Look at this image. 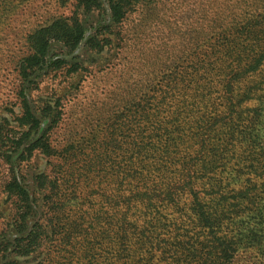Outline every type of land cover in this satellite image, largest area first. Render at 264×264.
Returning <instances> with one entry per match:
<instances>
[{
  "label": "trees",
  "instance_id": "trees-1",
  "mask_svg": "<svg viewBox=\"0 0 264 264\" xmlns=\"http://www.w3.org/2000/svg\"><path fill=\"white\" fill-rule=\"evenodd\" d=\"M203 1L188 48L107 114L97 147L56 146L61 97L32 98L49 75L80 71L49 50H75L101 2L77 0L28 36L17 107L0 118V264H264V0ZM106 2L108 37L85 43L119 52L136 0Z\"/></svg>",
  "mask_w": 264,
  "mask_h": 264
},
{
  "label": "rangeland",
  "instance_id": "rangeland-1",
  "mask_svg": "<svg viewBox=\"0 0 264 264\" xmlns=\"http://www.w3.org/2000/svg\"><path fill=\"white\" fill-rule=\"evenodd\" d=\"M99 1L103 11L82 15L86 33L75 50L67 52L59 43H53L49 50L50 58H64L78 65L80 71L71 75L51 74L39 91L33 93L34 100L61 97V119L52 137L53 143L61 148L72 142L88 148L102 143L107 134V114L123 106L131 89L152 80L155 73L173 64L180 52L188 48L196 11L199 4L204 3L203 0H136L134 11L124 23L122 49L117 52L113 44L111 48L96 52L85 42L108 21L107 2ZM7 3L10 5L1 12ZM76 4L77 0H0L3 15L0 23V118L8 109L17 107L15 68L28 53V36L50 21L72 16L77 10ZM97 36L108 37V34L99 32ZM79 158L83 160V155ZM45 162L38 155L26 170V179L42 170ZM2 163L0 160V187L6 173ZM81 191L85 194L88 189L82 187ZM1 205L5 207L0 188V225L6 214ZM21 260L25 264H37L41 258Z\"/></svg>",
  "mask_w": 264,
  "mask_h": 264
}]
</instances>
